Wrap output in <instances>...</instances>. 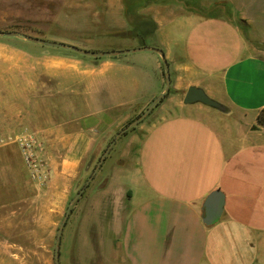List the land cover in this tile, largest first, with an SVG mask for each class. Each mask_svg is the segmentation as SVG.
Segmentation results:
<instances>
[{
	"label": "crops",
	"instance_id": "crops-1",
	"mask_svg": "<svg viewBox=\"0 0 264 264\" xmlns=\"http://www.w3.org/2000/svg\"><path fill=\"white\" fill-rule=\"evenodd\" d=\"M113 1L117 12L108 39L87 49L161 48L169 62L172 92L185 96L191 85L200 86L230 109L225 114L202 102H176L178 111L163 108L162 118L148 128L133 168L119 176L126 182L130 204L127 218L114 229L120 264H264V124L258 121L264 109V0H191L217 8L205 13L197 6L185 8L181 0H155L133 15L126 14L124 0ZM140 34L145 40L136 38ZM73 53L55 55L59 67L51 72L69 105V111L63 109L69 120L42 133L51 159L52 198L67 199L82 160L104 147L126 118L146 108L166 87L157 51L100 57ZM37 187L20 148L2 145L0 210L11 206L4 215L18 212L12 206L20 205L21 212L35 213L38 221ZM217 188L225 193L223 213L207 225L203 204ZM49 204L43 227L52 231L60 212ZM82 209V231L77 233L85 252V229L94 216L90 207ZM67 236L68 253L74 255L70 240L75 236ZM86 253L78 252L77 260Z\"/></svg>",
	"mask_w": 264,
	"mask_h": 264
},
{
	"label": "rangeland",
	"instance_id": "rangeland-1",
	"mask_svg": "<svg viewBox=\"0 0 264 264\" xmlns=\"http://www.w3.org/2000/svg\"><path fill=\"white\" fill-rule=\"evenodd\" d=\"M111 2L114 1L0 0V30L20 31L50 41L75 44L82 48H99L108 39L106 34L111 30L113 18L116 16L117 9ZM181 2L185 8L197 6L203 13L217 9L213 7L206 9L191 0ZM245 30L246 33L251 32V28L245 27ZM62 52L78 54L70 49L31 42L20 36H0V138L3 139L0 147L10 144L18 146L16 140L22 134L35 135L44 146L40 158L49 174L43 182L33 179L30 174L38 186L40 210L38 221L35 220V213L21 212L20 205L12 206L18 209V212L7 214V219L4 213L11 206L0 210V264H56L57 232L69 202L84 186L115 135L148 107L126 118L109 137L104 147L93 150L82 160L79 176L71 181L67 199L49 197L51 159L42 133L46 127L58 128L69 120L63 110L69 105L62 101L61 86L57 87L54 84L57 75L51 73L54 68L59 67L56 61H53L54 56ZM31 94H34L32 100ZM46 94L49 95L46 97ZM183 99V94L168 93L146 118L121 135L113 145L91 184L72 206L70 216L74 210L73 217L64 231L66 244L62 245L61 239L59 247L60 264L122 263L121 250L114 229L120 228L127 218L130 204L128 194H125L127 185L123 184L126 182L119 179V176L127 174L133 168L139 142L148 128L162 118L163 108H168L171 112L178 111L175 103L181 104ZM70 104L72 107L73 102ZM209 107L222 113L215 107ZM47 122L50 123L49 126H46ZM60 183L58 182L59 185ZM48 204L60 212L52 231L43 227L48 224V215L43 213ZM83 206L90 207L89 215L94 216V219L85 229L84 246L87 253L81 254V259L77 260L78 252L85 253L82 248V236L80 235L78 242L77 233L79 230L82 231V225L78 220L80 216L83 218ZM69 234L75 236L74 240L72 238L70 240V246L75 252L74 255L71 254L72 257L68 253ZM114 235L115 238L112 237Z\"/></svg>",
	"mask_w": 264,
	"mask_h": 264
},
{
	"label": "water",
	"instance_id": "water-1",
	"mask_svg": "<svg viewBox=\"0 0 264 264\" xmlns=\"http://www.w3.org/2000/svg\"><path fill=\"white\" fill-rule=\"evenodd\" d=\"M0 36H20V37L25 38L28 41H31V42L40 43V44H44V45H48V46L70 49V50H73L79 54L89 55V56H94V57H100V56H105V55H114L117 53H123V52L135 51V50H153V51H157L161 54L163 62H164L165 74H166L165 90L161 94H159L135 120H133L130 124H128L123 129H121L115 135L113 140L109 143V145L107 146V148L105 149V151L101 155L97 165L95 166L92 174L86 180L84 186L77 192V194L69 202V205H68L67 210L65 212L64 218H63V220H62V222L58 228L57 238H56L55 262H56V264H60L59 247H60V243H61V239H62V233H63L64 227L68 221V218L70 216L72 206L80 198V196L83 194L85 188L93 180L95 174L101 168L107 154L109 153V151L111 150L113 145L116 143V141L119 139V137L121 135H123L125 132H127L129 129L137 126L144 118L147 117V115L152 111V109L155 107V105L163 97H165V95H167L170 92L171 74H170L169 62L165 56L164 51L158 47L143 46V47L122 49V50H110V51L99 52V51L90 50L87 48H82V47H79L75 44H70L67 42L50 41V40H47V39H44L41 37L32 36L30 34L20 32V31H3V30H0ZM183 101L185 104H191L194 102H202V103L207 104L209 106L215 107V108H217L223 112H229L230 111V109L227 107V105H225L224 103L214 99L202 87L196 86V85H191L187 89ZM224 204H225V193L219 188L211 191L206 196L204 204H203V211H204L203 221L207 225H211V224H214L215 222H217L221 218V215L223 213Z\"/></svg>",
	"mask_w": 264,
	"mask_h": 264
},
{
	"label": "built area",
	"instance_id": "built-area-1",
	"mask_svg": "<svg viewBox=\"0 0 264 264\" xmlns=\"http://www.w3.org/2000/svg\"><path fill=\"white\" fill-rule=\"evenodd\" d=\"M3 139L0 138V144ZM23 159L33 179L43 182L48 178V172L45 164L40 158V152L43 149L42 142L33 134H22L16 140Z\"/></svg>",
	"mask_w": 264,
	"mask_h": 264
},
{
	"label": "trees",
	"instance_id": "trees-1",
	"mask_svg": "<svg viewBox=\"0 0 264 264\" xmlns=\"http://www.w3.org/2000/svg\"><path fill=\"white\" fill-rule=\"evenodd\" d=\"M154 0H124L125 3V12L127 15H133L136 14L137 11L141 8L147 7L152 3ZM135 23H141L140 20H135ZM144 24H148L145 21L143 22ZM154 23L151 21L150 22V29H154ZM138 40H145V36L143 34H140L139 36H136ZM172 92V90H170ZM158 105V104H157ZM258 121L261 124H264V109L261 110Z\"/></svg>",
	"mask_w": 264,
	"mask_h": 264
}]
</instances>
